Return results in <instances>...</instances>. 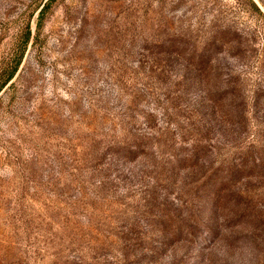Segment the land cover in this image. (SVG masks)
I'll use <instances>...</instances> for the list:
<instances>
[{"label":"rangeland","instance_id":"obj_1","mask_svg":"<svg viewBox=\"0 0 264 264\" xmlns=\"http://www.w3.org/2000/svg\"><path fill=\"white\" fill-rule=\"evenodd\" d=\"M0 0V264H264V0Z\"/></svg>","mask_w":264,"mask_h":264},{"label":"trees","instance_id":"obj_2","mask_svg":"<svg viewBox=\"0 0 264 264\" xmlns=\"http://www.w3.org/2000/svg\"><path fill=\"white\" fill-rule=\"evenodd\" d=\"M53 2H54V0H48V1L46 2V4L42 7V9L40 10V14H39L40 19L44 17L46 9H47V8L49 7V5H50L51 3H53ZM16 71H17V66H15V67H13V68L11 69V71H10L9 74L7 75V77H8L7 80L4 81V82L1 84L0 89H2V88H3V87H4V86H5L10 80L13 79V77H14Z\"/></svg>","mask_w":264,"mask_h":264}]
</instances>
